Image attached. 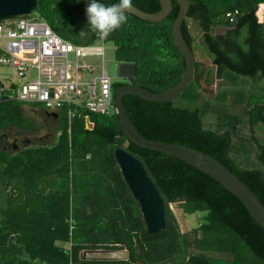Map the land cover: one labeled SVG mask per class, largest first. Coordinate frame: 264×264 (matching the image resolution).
Instances as JSON below:
<instances>
[{"label": "trees", "instance_id": "obj_1", "mask_svg": "<svg viewBox=\"0 0 264 264\" xmlns=\"http://www.w3.org/2000/svg\"><path fill=\"white\" fill-rule=\"evenodd\" d=\"M132 3L146 12L161 9L160 0ZM179 11L173 0L171 13L159 22L127 13V23L104 39L115 46L118 61L137 64L134 84L162 92L183 76L186 61L173 32ZM36 12L75 44L101 38L88 25L84 0H38ZM263 12L264 0H190L182 33L195 55L200 44L194 32L200 33L222 85L204 97L203 79L212 83L215 68L196 56L193 79L174 100L151 102L136 94L123 100L144 137L214 157L264 205V140L256 133L264 128ZM120 83H114V100ZM26 110L13 100L0 103V264H264V226L241 200L182 159L129 141L114 109L90 113L93 128L76 115L71 134L61 113L55 142L27 146L19 133L32 136L38 125ZM11 134L21 145L10 151L4 137ZM119 147L141 160L159 189L163 231L148 232L117 164ZM192 216L196 225L183 230ZM118 249L128 250L126 260L83 257L84 251Z\"/></svg>", "mask_w": 264, "mask_h": 264}, {"label": "built area", "instance_id": "obj_2", "mask_svg": "<svg viewBox=\"0 0 264 264\" xmlns=\"http://www.w3.org/2000/svg\"><path fill=\"white\" fill-rule=\"evenodd\" d=\"M32 14L0 19V103L13 100L30 108L59 111L68 124L77 110L85 109L91 111L85 114L91 127L90 113L117 112L115 81L104 61L113 45L102 38L75 44Z\"/></svg>", "mask_w": 264, "mask_h": 264}, {"label": "water", "instance_id": "obj_3", "mask_svg": "<svg viewBox=\"0 0 264 264\" xmlns=\"http://www.w3.org/2000/svg\"><path fill=\"white\" fill-rule=\"evenodd\" d=\"M176 1L180 5V11L174 22L173 32L175 43L186 61L185 72L174 86L162 92H154L134 83L118 84L115 87V103L122 132L129 141L139 146L173 155L210 175L237 196L252 217L260 225L264 226V205L242 180L220 161L201 151L176 143L144 137L135 127L124 103L123 97L127 94H136L151 102L174 100L191 83L197 59L195 52L189 46L182 33V24L187 17L190 0ZM160 2L161 9L157 12H146L133 5V8L128 13L151 22L162 21L171 13L173 0H160ZM37 3L38 0H0V19L29 15L36 10ZM89 3L90 0H84L85 14ZM117 71L119 77L128 78L132 82L137 75V64L121 62L117 65ZM115 157L126 184L140 206L148 232L158 233L163 231L166 228L164 199L156 184L149 176L144 164L139 158L123 147L115 149ZM138 253L140 254L141 250H138Z\"/></svg>", "mask_w": 264, "mask_h": 264}, {"label": "rangeland", "instance_id": "obj_4", "mask_svg": "<svg viewBox=\"0 0 264 264\" xmlns=\"http://www.w3.org/2000/svg\"><path fill=\"white\" fill-rule=\"evenodd\" d=\"M32 16L35 17H40V15L36 12V10L33 12ZM263 19V18H261ZM196 26L192 24V30L196 31ZM219 32L222 31V28H220L218 30ZM195 33V36L197 37V43L200 44V48L198 51H196V56L197 59L200 60L204 65L207 66V68H209L210 70H214L215 66L210 65V63L212 62V57L209 54V52H207V49L205 48V46L203 45V43L201 42V38H200V33ZM110 47V46H109ZM108 47V48H109ZM198 49V48H197ZM116 58H115V46H111L109 49H107L105 55H104V61H105V66L109 72V75L113 78V80L115 82H121V83H129V79L127 78H122L118 76V71H117V65L115 62ZM7 72L11 73L12 70L8 69ZM236 77L240 78L239 76L235 75ZM212 78L213 81L212 83H210L209 85L206 83V80L203 79V84L204 87L207 88V91L204 93V97H209L215 94V92L217 91V89L219 88V85H222L223 81L220 80L219 78L216 77V70H214V72H212ZM243 78V77H241ZM242 80V79H241ZM246 81H249V79H247ZM27 109V111H29L30 107H25ZM244 107L240 108L243 109ZM244 116H248V112L244 111ZM34 117V116H33ZM36 120L38 121V123L41 122L40 119H38L37 117H35ZM249 126V125H248ZM61 129V125L59 126V130ZM246 132H249V127H246ZM260 137L261 140H264V128H258L257 132H256ZM60 134V132L58 133ZM57 134V135H58ZM12 135V134H11ZM56 135V136H57ZM40 136H43V134H41ZM56 136L53 135L50 137V142L48 143V145L52 144L53 142H55V138ZM55 137V138H54ZM29 139L27 137H24V145H42L45 144L46 142H42L39 141L37 138H35L33 135L29 136ZM42 140V138L40 139ZM8 143L12 144L11 147H8V149L11 150H16L18 148V146L21 145V143L18 145L16 143V139L14 138V136H11L9 139L6 140V144L4 141V144L7 145ZM16 144V146H15ZM5 201V194L3 191V188L1 186L0 189V205H3ZM178 211V210H177ZM178 214H180V212L178 211ZM200 214H197V216H199ZM181 216V215H180ZM179 216V217H180ZM185 218L187 217V215H183ZM196 217L192 216L189 217L188 223L182 227L183 230L189 229L190 227H193L196 225ZM83 257L86 259H103V260H108L111 261L112 259L114 260H126L128 258V250L127 249H118V250H101V251H84L83 252ZM113 261V260H112Z\"/></svg>", "mask_w": 264, "mask_h": 264}, {"label": "clouds", "instance_id": "obj_5", "mask_svg": "<svg viewBox=\"0 0 264 264\" xmlns=\"http://www.w3.org/2000/svg\"><path fill=\"white\" fill-rule=\"evenodd\" d=\"M132 8V0H118L110 5H105L100 0H90L86 8L88 25L98 32L102 39H107L113 31L127 23V13ZM80 35L84 36L85 33L81 30Z\"/></svg>", "mask_w": 264, "mask_h": 264}, {"label": "flooded vegetation", "instance_id": "obj_6", "mask_svg": "<svg viewBox=\"0 0 264 264\" xmlns=\"http://www.w3.org/2000/svg\"><path fill=\"white\" fill-rule=\"evenodd\" d=\"M29 116H34L33 119L38 125V128L35 129V131H32L34 134H32L35 138H37L39 141L49 143L50 142V137L52 136V133L54 136L57 135L59 132V126L61 123V112L59 111H48L43 108H29V111H26ZM37 117L38 119L41 120L40 123L36 120ZM43 134V136H40ZM11 136H14V138H18L19 136L24 138L22 133H19V136L12 134V135H5L4 141L6 144V140L9 139ZM29 139V137H27ZM42 138V140H40ZM55 138V137H54ZM4 144L5 149H8V147H11L12 144L8 143L7 145Z\"/></svg>", "mask_w": 264, "mask_h": 264}, {"label": "crops", "instance_id": "obj_7", "mask_svg": "<svg viewBox=\"0 0 264 264\" xmlns=\"http://www.w3.org/2000/svg\"><path fill=\"white\" fill-rule=\"evenodd\" d=\"M262 16H263V20H264V12L262 13ZM201 36V35H200ZM199 49H201V48H198L197 49V51L199 50ZM116 61H118L117 59L115 60V62ZM119 63H121V61H118V63H116V65H118ZM210 65H212V66H214V63H213V58H212V62L210 63ZM215 70H216V67H215ZM216 72H217V70H216ZM128 79V78H127ZM221 80V79H220ZM121 85H123V84H133V80H132V82L130 81V79H129V83H120ZM219 87V86H218ZM24 107H26V106H24ZM37 109V108H36ZM27 111V110H26ZM80 115L81 116V114H83V116H81V117H84V119H85V121H86V124H87V119L85 118V114H87V112L85 113L83 110H77L76 111V114H75V116L72 118V120H71V123H69L68 124V130H69V133L71 134L72 133V126H73V119L76 117V115ZM89 128H93V127H91L90 125H87ZM60 131V130H59ZM59 133V132H58ZM57 133V134H58ZM59 135V134H58ZM58 135L56 136V138L54 139V140H56L57 139V137H58ZM48 144V143H47ZM123 148H125V147H123Z\"/></svg>", "mask_w": 264, "mask_h": 264}]
</instances>
